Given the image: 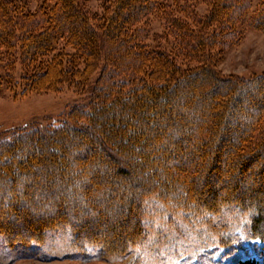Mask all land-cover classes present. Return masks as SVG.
Wrapping results in <instances>:
<instances>
[{"label": "trees", "instance_id": "16d2710c", "mask_svg": "<svg viewBox=\"0 0 264 264\" xmlns=\"http://www.w3.org/2000/svg\"><path fill=\"white\" fill-rule=\"evenodd\" d=\"M245 28L264 31V0H0L7 82L88 96L0 134L4 242L39 253L63 232L124 256L150 238L153 196L192 229L243 216L264 240V73L217 67Z\"/></svg>", "mask_w": 264, "mask_h": 264}, {"label": "rangeland", "instance_id": "374dc122", "mask_svg": "<svg viewBox=\"0 0 264 264\" xmlns=\"http://www.w3.org/2000/svg\"><path fill=\"white\" fill-rule=\"evenodd\" d=\"M26 1L32 9L38 3ZM91 5L97 8L98 0H91ZM200 10L203 12L202 7ZM152 24V32L160 30L156 21ZM0 66V134L29 123L55 120L72 105L88 101L86 94L68 86L59 91L22 95L20 86L7 82L3 63ZM217 67L223 75L249 77L264 73V31L245 28L241 40L222 54ZM220 152L221 160H225L227 151ZM218 181L205 180L201 184L206 188ZM148 206L150 238L144 246L124 256H101L94 247L84 253L77 251L70 242V234L60 232L53 233L39 253L11 248L0 237V264H137L139 258L140 264H264V240L249 234L245 217L225 214L204 225L209 228L192 229L181 214L170 210L157 197L153 196ZM132 220L129 214L127 223L119 226L113 237L119 236ZM230 228L234 235L226 242Z\"/></svg>", "mask_w": 264, "mask_h": 264}, {"label": "snow or ice", "instance_id": "6c2138e0", "mask_svg": "<svg viewBox=\"0 0 264 264\" xmlns=\"http://www.w3.org/2000/svg\"><path fill=\"white\" fill-rule=\"evenodd\" d=\"M241 239H243V234H241Z\"/></svg>", "mask_w": 264, "mask_h": 264}]
</instances>
